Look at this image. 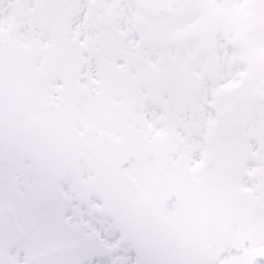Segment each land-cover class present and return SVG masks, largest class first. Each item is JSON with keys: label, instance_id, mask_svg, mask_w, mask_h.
I'll return each mask as SVG.
<instances>
[{"label": "snow or ice", "instance_id": "1", "mask_svg": "<svg viewBox=\"0 0 264 264\" xmlns=\"http://www.w3.org/2000/svg\"><path fill=\"white\" fill-rule=\"evenodd\" d=\"M7 7L0 264H264V0ZM14 14L37 28L67 22L76 41L122 34L156 65L160 133L124 117L110 125L115 142L95 139L62 124L59 108L29 104L3 50Z\"/></svg>", "mask_w": 264, "mask_h": 264}, {"label": "flooded vegetation", "instance_id": "2", "mask_svg": "<svg viewBox=\"0 0 264 264\" xmlns=\"http://www.w3.org/2000/svg\"><path fill=\"white\" fill-rule=\"evenodd\" d=\"M8 12V10L6 11V13ZM18 18L19 15L22 14H15ZM26 30H29V27H25ZM113 35V34H111ZM35 36L33 35V37L30 38V43L29 45H27L25 48H23V46H18V55L12 56L11 59L12 62L16 65H20L22 64V59L23 58H38V43L35 40ZM114 40L117 43L118 40L122 42L123 38H118V35L114 36ZM14 43V40L12 41ZM23 51H25V55L23 56ZM149 61L150 59L145 56ZM138 58L143 59L142 55H139ZM126 59L129 60V64L131 66V68L129 66H125L123 69H117L114 74L116 76L115 80H132V78L130 77V75L133 73V78L135 77V62L137 59V55L135 54V52L132 50L131 46H129L127 48V54H126ZM126 60V61H127ZM128 62V61H127ZM144 71L146 72V74L152 75L153 76V72L155 71L156 67H150L149 64L147 65L144 62ZM149 69H152L153 71H149ZM143 72V71H142ZM140 72V73H142ZM144 73V72H143ZM85 80H88V76L84 78ZM152 78H150L149 80H151Z\"/></svg>", "mask_w": 264, "mask_h": 264}, {"label": "water", "instance_id": "3", "mask_svg": "<svg viewBox=\"0 0 264 264\" xmlns=\"http://www.w3.org/2000/svg\"><path fill=\"white\" fill-rule=\"evenodd\" d=\"M66 84H67V81L66 80L63 81V90H62L61 99H60V102H59V105L57 106V108H59V120H60V122L62 124L68 125V126L73 128L72 117H71L70 112H69V99H68V97L66 98V95L68 94L66 91ZM38 101L42 102L41 100H38ZM45 106H46V108L54 107L53 105H51V106L45 105ZM95 139L110 140L108 138L103 137L102 135L95 136ZM91 142L92 141L90 140L89 143L91 144ZM84 155H85V157H87V153H84Z\"/></svg>", "mask_w": 264, "mask_h": 264}]
</instances>
